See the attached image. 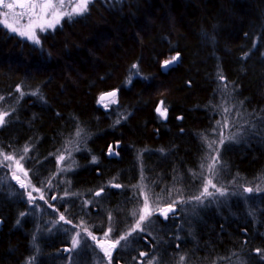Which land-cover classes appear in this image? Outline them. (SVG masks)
<instances>
[{
	"label": "trees",
	"instance_id": "obj_1",
	"mask_svg": "<svg viewBox=\"0 0 264 264\" xmlns=\"http://www.w3.org/2000/svg\"><path fill=\"white\" fill-rule=\"evenodd\" d=\"M40 37L36 47L15 39L0 24V108L9 113L0 127V142L11 149L33 145L26 165L29 181L46 198L56 193L60 205L42 213L35 227L40 215L30 212L29 200L1 198L0 264H27L32 258L33 264H93L91 255L96 254L89 240H84L87 248L82 244L71 256L74 259H61L58 247L68 241L60 233L40 234L43 218L60 220L63 214L72 227L100 236L111 212L115 226L124 228L130 220L116 222V211L130 197L129 183L140 179L139 163L156 194L179 188L187 199L202 190V181L194 180L189 170L200 171L202 159L207 155L209 163L214 155L200 134L211 139L222 119L223 110L216 106L222 103L219 90L225 85L233 107L227 118L237 122L228 132L243 124L247 134L220 147L225 165L220 183L232 190L235 177L254 189L264 187V0H93L86 14L65 17ZM177 53L179 62L165 72L163 61ZM134 63L138 69L132 68ZM137 71L129 85V75ZM17 86L25 93L22 97ZM117 89L116 103L105 108L97 102L101 94ZM36 90L38 96L30 95ZM161 100L168 109L166 120L155 111ZM122 115L126 119L115 124ZM77 125L85 133L79 167L70 177L71 193L78 195L65 202L55 186L61 178L52 179L53 158L66 138H74ZM109 147L119 149V159L107 157ZM93 155L98 165L88 160ZM113 177L123 187L108 186ZM0 178L6 179L0 192H7V186L16 189L2 168ZM102 186L104 192L96 196ZM240 192L249 198L247 205L237 196L229 201L224 197L228 207L212 203L195 212L188 208L185 215L179 212L157 242L137 237V246L132 243L135 257L156 243L161 248L154 254L157 264H180L181 254H187L184 264H264L255 251L264 249V191ZM84 200L93 203L85 207ZM21 212L30 219L17 229ZM122 262L128 264L127 259Z\"/></svg>",
	"mask_w": 264,
	"mask_h": 264
},
{
	"label": "snow or ice",
	"instance_id": "obj_2",
	"mask_svg": "<svg viewBox=\"0 0 264 264\" xmlns=\"http://www.w3.org/2000/svg\"><path fill=\"white\" fill-rule=\"evenodd\" d=\"M113 3H119L121 0H111ZM93 3V0H0V9H6L7 11H0V16L4 17L3 23L4 27L8 28L11 32L17 33L20 37L25 38L28 41H31L35 45L41 44V37L38 35L37 30L39 33H44L48 30H54L57 25L61 23V20L67 17L69 20L76 16H82L89 11V4ZM13 9H20V11L15 12ZM26 18V20H25ZM9 20H12V23H9ZM15 25V26H14ZM248 53H245L247 56ZM179 62V53L177 55L172 56L170 59H166L163 61L161 67L162 69L167 72L170 70L171 66H175ZM133 69H138V64L132 65ZM139 72L131 73L127 79V83L129 85L132 84V80L134 76H138ZM218 78L221 83L224 82L225 77L222 73L218 74ZM16 92L20 93L21 97L25 95V93L21 90L20 86L16 87ZM221 93V100L222 103L216 106L217 110L222 109V119L216 122V126L212 129L213 136L210 139L207 135L201 133V138L205 141L207 148L211 152H215V155L210 157L211 162L206 163L209 157L206 155L201 163H200V171L189 170L192 174V178L194 180H201L202 181V190H199L197 193H194L191 197L185 199L184 192L179 188H170L167 190V207L161 208L160 203L165 200V190L162 189L161 193L156 194L154 193L152 187L146 183L147 177L144 174L143 166L141 165V172H140V181L137 184H134L133 187V199L137 201V207H134L131 215L133 217H137L135 224L131 227L129 231L121 234L118 238L110 237V234L115 230L114 226V216L110 212L109 213V227L108 230L103 234V241L104 243H100L97 241V237L92 234L87 228L84 231L87 235L93 240L97 241V246L100 247L104 253V257L108 259V264H112L113 259V250L117 248V246L128 247L130 246L134 240L138 239L133 237L132 240H129V237L132 236L133 232L141 231L148 233L149 235L152 234L151 226L153 224L158 223L157 221L151 220V217L159 212L160 215L164 217L165 220L169 219L170 213L176 212V205L178 204H192V211L195 212L197 208L201 207H208L212 203H222L223 201L217 200V197H227L229 193L228 186L221 184V172L223 171L225 165L221 163L222 155L220 152V147L225 145L228 142H238L239 138L242 135H246L247 133L244 131V125L241 124L240 127L237 128L235 132L229 133L228 130L236 125V120H229L227 118L228 114H231L233 111V107L231 105L232 100V93L228 90L227 85H225L222 89L219 90ZM117 90H113L107 93L101 94L98 98V103L103 104L105 108L108 107V104H114L117 102ZM30 95L38 96L39 90L33 91ZM41 100H44L43 96H39ZM108 99V103H104V101ZM0 100H3V97H0ZM157 114L161 119H167L168 109L165 105V101L161 100L158 102L157 107L155 109ZM9 113L7 111H0V126H3L7 123L5 117L8 116ZM237 116H241L242 114L239 110L236 111ZM182 117H178L181 119ZM126 119V116H120L116 121L115 124H119L121 120ZM246 123V122H245ZM253 127H255L253 125ZM183 131V129H181ZM85 133L84 129L81 128L79 125L76 126V131L74 138H70L66 141L65 145L62 149L58 150L59 155H57V173L53 175L52 179H55V176L61 172H68L72 171L73 168L76 166V161L73 156V152L80 151V143L84 141ZM215 146V147H214ZM30 146L26 145L24 147V153L27 154L30 151ZM146 151V150H145ZM163 152V149H160ZM0 155H3L4 161H13L16 165L20 166V169L23 170L22 165L20 162L25 159V156H20L19 159H14L13 154H6L2 150H0ZM51 155V154H50ZM109 155H115L112 151L111 147L109 149ZM139 160H142V154H138L137 157ZM68 160L69 163L62 165L63 161ZM91 162L93 164L98 163L97 156L93 155ZM0 167H11L9 164H5L0 162ZM207 173V175H205ZM24 176H28V172L24 171ZM13 179L17 180L20 184L21 188L27 189L28 187H32V191H40L35 186L31 185V181L28 184H25L20 178L13 174ZM179 177H174V181L178 180ZM233 184H237L240 187H243L244 193H251L255 191H264V187H257L254 189L250 186H243L239 185V179L233 178L231 181ZM48 185L51 186V180L48 181ZM108 185L113 188H121V185L118 182V177H113L112 180L108 182ZM213 189L214 191H210ZM104 187L102 186L99 191L95 192L96 196H100L102 192H104ZM177 194V198L173 199V194ZM29 200L30 205V212L34 211L35 209H40V205H36L34 203L35 198L32 196V192L26 193ZM232 195H236L239 193H231ZM65 195H78L77 193H69L68 190H65ZM143 197V204H139V198ZM40 199H44L42 195ZM55 199V197H53ZM47 203V201H45ZM195 202V203H193ZM93 201L91 200H84L83 205L86 207L92 204ZM25 212H21V217L25 216ZM250 215H254V213L250 212ZM60 220L64 223H70L69 220L65 219L63 214L60 215ZM17 223H20L18 220ZM53 227H56L54 224ZM73 227H76L73 225ZM67 232V229H64ZM176 240L180 239V236L177 234L175 237ZM124 241L125 243L121 245V242ZM83 244L85 248L88 247L86 241L80 238V234L77 233L75 236L72 237V248L65 249V251H72V249H76L79 245ZM107 244V247H105ZM179 247V245H177ZM256 254L260 257V259L264 260V249L256 248ZM141 256H144L145 253L143 251L140 252ZM187 254H181L179 256L180 264H184ZM70 259H74L71 258ZM135 259V257H133ZM225 259V258H221ZM34 258L30 259L27 264H33ZM148 264H153L150 260ZM213 264H216L214 261Z\"/></svg>",
	"mask_w": 264,
	"mask_h": 264
},
{
	"label": "rangeland",
	"instance_id": "obj_3",
	"mask_svg": "<svg viewBox=\"0 0 264 264\" xmlns=\"http://www.w3.org/2000/svg\"><path fill=\"white\" fill-rule=\"evenodd\" d=\"M0 11H7L6 9H0ZM13 11H15V12H18V11H20V9H13ZM5 18L4 17H2V16H0V21H3ZM25 20H26V18H25ZM9 23H12V20H9ZM3 27H4V25H3V23H0ZM15 26V25H14ZM5 28V30H6V32L8 33V34H11V35H14V36H16V38L15 39H22L23 41H28V40H26L25 38H22V37H20L17 33H13V32H11L8 28H6V27H4ZM37 32H38V35H40L41 36V33H39V30H37ZM30 44H32V45H34V46H36V47H40L39 45H35V44H33L31 41H28ZM101 96V95H100ZM104 103H108V100L107 101H104ZM0 111H4V110H2L1 108H0ZM5 119H6V117H5ZM1 127V126H0ZM75 135V134H74ZM70 139V137H68V138H66L65 139V143H66V141L67 140H69ZM117 144V143H116ZM5 145H7V146H5ZM26 145H28V146H30V149H32V144H26ZM25 145V146H26ZM118 145V144H117ZM10 146L11 145H9V144H7V143H5V142H0V150H2L4 153H6V154H13L14 155V159H19V157L20 156H25V159L24 160H22L21 162H20V164L22 165V167H23V170H21L20 169V166H18V165H16L13 161H4L3 160V155H0V162H3V163H5V164H9V165H11V167H0V168H2L3 170H4V173L7 175V178H8V180L10 181V182H12L11 181V178L13 177V174L15 173V175H17L18 177H20V179H21V181H23L25 184H28V182H29V178H28V176L27 177H25L24 176V171H27L28 172V174H29V170L26 168V165H27V163H30L29 162V155H30V153H31V150L27 153V154H25L24 153V147L25 146H23V147H21V148H19V149H17V148H15V147H13L12 149L10 148ZM120 148V147H119ZM80 151H78V152H73V156H74V158H75V161H76V166L73 168V170L72 171H68V172H61V173H59L58 175H56V177L57 178H61L60 180L59 179H56V181H55V186L57 185L58 187H59V191L61 192L62 191V193H61V200L62 201H68V200H70L71 199V197H72V195H65V190H68V192L69 193H71V191H73L72 190V186H71V183H70V177H71V175L72 174H74V172H75V170H76V168L77 167H79V165H78V163H79V161H78V159H77V157L79 156V155H81V153H82V146L80 145ZM109 149H110V147H109ZM109 149H108V151H107V153H108V155H109ZM111 149H112V151L114 152V153H116V155H112L111 157L112 158H120V152H119V154H118V151H119V149H117V147H111ZM5 150V151H4ZM85 150V149H84ZM84 150H83V153H84ZM212 154H214L215 155V152H212ZM57 155H59V153H57L55 156H54V165H52V177H53V173L54 174H56L57 173V159H56V157H57ZM118 155V156H117ZM117 156V157H116ZM110 157V156H109ZM90 159V156H89V158H88V160ZM31 161H32V163H33V165L34 166H37L38 165V160H37V158H36V156L34 155H32L31 156ZM90 161V160H89ZM40 162V161H39ZM67 163H69V161L68 160H66V161H63L62 162V165L61 166H63V165H65V164H67ZM96 165H98L97 163H96ZM138 169H139V171H138V175H137V179L140 177V172H141V164L139 163V165H138ZM6 181V179L5 180H1V178H0V187H1V185L4 183ZM140 181V179L139 180H137V183ZM13 183V182H12ZM147 183V182H146ZM14 185H16V189H14L13 188V191H11V192H5L4 194H6L8 197H11V196H13L14 198H21V199H27L28 200V196H27V192H32V196L35 198V203L37 202V204L38 205H40L41 206V208L40 209H35L34 211H32V213H33V215L34 216H39V218L41 217V215H42V213H44L46 210H49V207H48V205L52 202L53 203V201L56 199V201L54 202V207L52 208L54 211L55 210H57L58 208V205H60V204H58V202H59V196H57L56 195V193H51V194H49V193H47V195H50V196H48L47 198L46 197H44V199H40V197L43 195V192H42V190H40V191H32V189H30L29 187L27 188V189H25V188H19V186H18V184H16V183H13ZM48 184V183H47ZM46 184V185H47ZM70 184V185H69ZM107 185H108V183H107ZM233 185V184H232ZM239 185H243V186H248L247 184H245V183H239ZM109 186V185H108ZM241 188H243V187H240V186H235V188H232V186H231V189L232 190H230L229 189V195L227 196V198H228V201H229V199L230 198H232V197H235V196H237V194L236 195H232L231 193H237L238 191H240L241 190ZM22 189H24L25 191H26V193H25V195H24V193L22 192ZM47 189V188H46ZM50 189H52V188H50ZM210 191H214L213 189H210ZM157 192H159V191H157ZM154 193H155V191H154ZM167 193V192H166ZM166 193H165V195H166ZM53 197H55V199H53ZM173 199H175V198H177V194H173V197H172ZM221 197H217V200H219ZM47 201V203L46 202H43V201ZM97 201H99V202H101V203H103V201H106V198H97L96 199ZM139 200H140V202H139V204L140 205H142L143 204V197L141 196L140 198H139ZM130 202V204H127V203H129ZM167 203H168V199H167V195H166V199L164 200V201H162L161 203H160V207L162 208L163 206H165V205H167ZM215 204H219V203H215ZM181 206H182V209L180 208V210H179V212L181 213L182 212V215H185L186 214V212L185 211H187L188 210V207H185V204H181ZM134 207H137V204H136V202H135V199H133L131 196L128 198V201L127 202H125L123 205H122V208H121V210H119V211H116L117 213H118V216H115V219H116V222L118 221V220H130V222L127 224V226H125L124 228H120L119 226H115V225H117L116 223H114V226H115V230L110 234V237H112V238H118L121 234H123V233H125L126 231H129L130 229H131V227L135 224V222H136V220L138 219V216L137 217H133L132 215H131V212H132V210H133V208ZM26 216H29L28 214H26L25 216H23V217H21V216H19L18 217V220L19 221H23L24 219H25V217ZM17 220V221H18ZM46 220V218H43V221H45ZM51 221H52V219H50ZM151 220H154V221H159V219L157 218V216L154 214L152 217H151ZM173 219H172V217H169V220H168V223L167 224H165V225H160L159 223V225H157V224H153L152 226H151V228H152V234L151 235H149L148 233H145V232H141V231H139L140 233H139V235H137V232L138 231H136V232H133L132 233V239H133V237H139V236H143L142 238H144V237H148V238H150V239H154V241L155 242H157V239H158V237H160V232L161 231H163L164 229H171L172 228V226H173V221H172ZM1 221V220H0ZM58 222V223H57ZM167 222V221H166ZM108 223H110V221L108 222ZM52 224L54 225H56V227H54V229H59V230H61L62 232H64V234H66V232L64 231V226L61 224V222L60 221H57V220H54V221H52ZM53 225H52V227H53ZM71 227H72V225H71ZM109 227V226H108ZM108 227L107 228H105V229H103V230H101L100 231V236H96L97 237V240L98 241H103V234H104V232L105 231H107L108 230ZM73 228V227H72ZM170 232H173V235H174V240L175 241H177L176 239H175V237H176V235H177V233L175 232V230H171ZM69 235H66V238H68V242H69V247H70V249L72 248V237L73 236H75L77 233H79L80 234V238H82L83 240H89L90 242H92V244L95 246V244L93 243V241L91 240V238L87 235V233L84 231V229L82 228V227H80V226H78V227H75V228H73V229H71L69 232ZM179 235V234H178ZM180 236V235H179ZM129 240H131V238L129 237ZM125 242L124 241H122L121 242V245H123ZM134 243V245L135 246H137L136 245V242H133ZM81 246V245H80ZM96 247V246H95ZM97 248V247H96ZM152 248V250H150V251H147V252H144L145 253V255L144 256H141L140 254L138 255L139 257H138V259L135 257V252H134V250H133V246L132 245H130V246H128V247H122V246H117V248H116V252H115V254H114V256H113V259H112V264H124V263H122L121 262V260L122 259H127L128 260V264H147L148 263V260L150 261H152L153 262V264H157V257H156V255H154L155 253H157V252H159V251H161V248L158 246V244H156L155 243V245L153 244V246L151 247ZM75 250V249H74ZM101 253H100V256L98 257V261L96 262V264H108V260H107V258L106 257H104V253H103V251H100ZM135 257V259H133V256Z\"/></svg>",
	"mask_w": 264,
	"mask_h": 264
},
{
	"label": "bare ground",
	"instance_id": "obj_4",
	"mask_svg": "<svg viewBox=\"0 0 264 264\" xmlns=\"http://www.w3.org/2000/svg\"><path fill=\"white\" fill-rule=\"evenodd\" d=\"M134 184H137V182L136 181H132L131 183H129V185L127 186V188H128V191H129V195L131 196V197H133V185ZM185 187V186H184ZM183 187V188H184ZM185 189V188H184ZM6 190H7V192H11V191H13V188L11 187V186H7L6 187ZM186 190V192H187V189H185ZM237 193H239V194H237V201L238 202H240L241 203V205H243V204H245V205H247L248 204V201H249V198L247 197V196H245L242 192H240V191H238ZM1 198H5L6 200H12V199H10L6 194H4V193H2V192H0V199ZM219 200H221V201H223L222 203H219V205L221 206V207H228V201L225 199V198H220ZM56 201V199L53 201V203L51 202L49 205H48V207H54V202ZM135 202H136V204H137V201L135 200ZM139 202H140V200H139ZM7 203H10V204H13V203H11V202H8L7 201ZM164 207H167V205H165V206H163L162 208H164ZM177 208H178V212H177V215H178V218H179V216H180V214H179V208H182V206H181V204L179 205H177L176 206ZM185 207H188L189 209H191L192 208V204H185ZM230 212H231V207H230ZM232 213V212H231ZM234 216H235V213H232ZM156 216H157V218L159 219V221H161V222H165V221H163V220H161L160 219V217H159V212H157L156 214H155ZM228 215L229 216H231V217H233V215H231L230 213H228ZM169 217H172V219H178V218H176V216L175 215H172V216H169ZM46 218V220L45 221H42V227H43V230L42 231H39L40 232V234H42V235H47V236H55V235H57V233H60V235H64V236H62V237H64V238H66V235H69V231L71 230V229H73L72 227H71V225H70V223H64L63 221H61V220H59V219H52V218H47V217H45ZM30 219V217L29 216H26L25 217V221H20V223H17V224H15V227H17V229H20V228H22V226L24 225V223L26 222V221H28ZM38 219H39V217H36L35 218V224H34V226L36 227V226H39L38 225ZM50 219H52V221H54V220H57V221H60L61 222V224L64 226V228L65 229H67L68 231L66 232V234H64V232H62L61 230H59V229H54V227H52V221L50 220ZM58 223V222H57ZM237 223V222H236ZM67 239V241H68V238H66ZM93 241V240H92ZM98 241V240H97ZM97 241H93V243L95 244V246L97 247H95L93 244V246H91V248H92V250L95 252V254H96V256H93V255H91V259H92V262H93V264H96L95 263V261L97 262L98 261V257L100 256V251H102V249L100 248V247H98L97 246ZM100 243H104V241H99ZM36 245H37V242H35L34 243V251L35 250H37V247H36ZM69 242L68 243H64V241H63V244L62 245H60L59 247H58V253L61 255V259L63 258L64 260L65 259H68V258H70L72 255H74L75 253H76V251H78L79 249H80V245L74 250V249H72V251H70V252H68V251H65V249L67 248V249H70V247H69ZM82 245V244H81ZM132 245V244H131ZM105 247H107V244H105ZM150 250H152V248H150ZM149 250V251H150ZM115 252H116V249H114L113 250V256H114V254H115ZM108 260V259H107ZM121 262H122V260H121ZM59 263V262H58ZM58 263H56V264H58ZM123 263V262H122Z\"/></svg>",
	"mask_w": 264,
	"mask_h": 264
},
{
	"label": "water",
	"instance_id": "obj_5",
	"mask_svg": "<svg viewBox=\"0 0 264 264\" xmlns=\"http://www.w3.org/2000/svg\"><path fill=\"white\" fill-rule=\"evenodd\" d=\"M171 67H172V66H171ZM109 92H110V91H109ZM106 93H107V92H106ZM107 100H108V99H106L105 101H107ZM156 113H157V112H156ZM164 120H165V119H164ZM108 156H109V155H108ZM19 178H20V177H19ZM20 180H21V179H20ZM11 181H12L13 183H16V184H18V185L20 186V184L17 182V180L13 179V177L11 178ZM177 212H178V208L176 207V212H175L174 214H173V213H170L169 216L175 215L176 218H178ZM159 217H160L161 220L166 221L162 215H159ZM0 223H1V221H0Z\"/></svg>",
	"mask_w": 264,
	"mask_h": 264
},
{
	"label": "flooded vegetation",
	"instance_id": "obj_6",
	"mask_svg": "<svg viewBox=\"0 0 264 264\" xmlns=\"http://www.w3.org/2000/svg\"><path fill=\"white\" fill-rule=\"evenodd\" d=\"M115 155H116V153H115ZM109 156H110V155H109ZM109 156H107V157H108V158H112L111 156H110V157H109ZM116 159H119V158H116ZM89 160L91 161L92 158H90ZM18 186H19V185H18ZM19 188H20V186H19ZM168 220H169V219H167L166 221H168ZM166 221H165V222H166Z\"/></svg>",
	"mask_w": 264,
	"mask_h": 264
}]
</instances>
